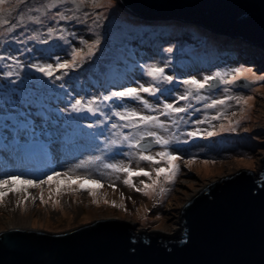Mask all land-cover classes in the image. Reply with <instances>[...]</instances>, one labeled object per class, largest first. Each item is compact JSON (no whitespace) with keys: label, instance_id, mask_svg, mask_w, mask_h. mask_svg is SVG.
Instances as JSON below:
<instances>
[{"label":"rangeland","instance_id":"1","mask_svg":"<svg viewBox=\"0 0 264 264\" xmlns=\"http://www.w3.org/2000/svg\"><path fill=\"white\" fill-rule=\"evenodd\" d=\"M10 2L11 14L7 6L3 7V14L15 23L19 18L17 13L23 10L26 27L18 26L12 33L0 28V53L3 52L5 57L0 63V92L4 91L0 94V163L6 162L11 170L6 175H18L22 168H31L36 173L50 172L49 175H52L54 172L68 171L81 161H91L87 168L76 169V172L79 175H91L103 185H83L86 189H95L93 196L87 191H77L76 181L54 180L51 192L48 184L42 185L44 202L40 200L41 189L29 188L28 191L34 189L38 193L32 213L26 212L27 200L23 196L21 206L23 214L31 216L33 229L59 234L95 221L119 220L129 223L137 234L158 232L172 237L180 233L182 228L180 214L183 206L206 184L241 170L252 171L255 176L262 173L264 81L253 82L252 77H249L247 80L241 78L237 82L238 86L220 82L216 89L207 86L200 94L208 96L209 101L227 95L252 99L246 105H238L230 100L226 108L218 106L217 109H204L205 102L196 104L192 101L193 107L200 111L189 109L188 113H181L184 120L169 127L167 131L152 129L172 142L166 149L153 144L146 154L155 155L167 150L180 159L175 162L179 172L172 182L166 181L162 174L155 187L149 189H145L144 185H151L156 179L153 169L167 168L166 162L152 164L140 161L136 149L128 148L126 143H121L119 136L112 135L114 130L110 129L111 123H123L115 116L102 127L89 128V124L99 123L104 117L99 113L92 115L87 111L76 112L72 109L77 99H83L85 104L90 99H96V106L106 113L134 108L137 111L143 110L144 114H156L148 113L142 105L128 98L123 101H101L111 92L126 87H138L140 84L147 87L151 77L144 72L150 66L162 67L165 75L174 77L172 85L163 87H174L175 93L161 97L164 102L174 104L177 96L186 90V86L180 83L184 79L202 81L217 72H230L237 68L251 69L253 76L264 75V48L259 44L209 30L191 21L134 16L123 10L117 0H99L101 6L95 8L89 2L88 6L75 13L66 11L74 7L70 3L62 8H53L47 17H41L42 25L30 22L28 17L39 13L29 12L28 8L40 7L41 2L47 3L48 0H29L27 5L19 4L18 0ZM62 10L67 16L75 15L78 19L57 22L53 17ZM85 13L88 15L85 16ZM49 27L57 29L51 37L47 36ZM60 29L65 30L69 44L57 39ZM71 34H75V39ZM33 35H38L39 40L47 39L48 42L28 39ZM81 39L87 41L88 46L99 40V44L93 48L94 54H88V47L80 44ZM72 48L82 49L83 52L77 58L75 68L92 69L86 74L87 81L82 85L72 86V80H67L73 77V69L56 70L49 77L32 67L52 64L55 68L57 57L60 62L71 61ZM168 48H172V52H168ZM65 71L68 75H64ZM8 72L12 75H6ZM57 76L63 79L57 80ZM61 84L64 87L59 89ZM225 87L230 91L225 93ZM141 95L150 103L162 107L155 97L147 93ZM187 103L179 101L177 106H185ZM246 109H250L252 117L240 119L247 114ZM218 111L224 113L219 119L210 123H196L198 119H204L205 116L210 118ZM160 119L170 123L176 117L161 116ZM230 124L235 126L236 131H221V125L228 128ZM104 128L108 131L98 135ZM122 131L125 134L131 132L127 128ZM193 131L198 132V135L189 137L187 133ZM207 131H215L217 135L206 137ZM47 139L51 140L49 146L54 149L55 161L48 160L43 153V146L38 145L34 149L28 147L35 141L39 143ZM113 140L117 143L112 144ZM177 140L180 142L177 143ZM97 156L106 163H116L133 170L143 168L151 174L152 179L143 175L134 176L133 186L125 185L123 180L127 174L104 169L101 161L95 159ZM189 160L192 162L186 164L185 161ZM204 163L209 166L208 169L203 168ZM1 169L2 165L0 172H3ZM19 176L37 182L41 180ZM57 184L61 188L60 194H57ZM65 188L68 190L64 191ZM138 188L141 191H137ZM70 200L74 206L69 203ZM6 203L7 199L0 202V232L9 229L7 223L12 217L2 210V205Z\"/></svg>","mask_w":264,"mask_h":264},{"label":"water","instance_id":"2","mask_svg":"<svg viewBox=\"0 0 264 264\" xmlns=\"http://www.w3.org/2000/svg\"><path fill=\"white\" fill-rule=\"evenodd\" d=\"M117 2L134 16L191 21L264 48V0ZM180 224L172 237L137 234L119 220L59 234L8 229L0 232V264H264V166L258 176L241 170L206 184L183 206Z\"/></svg>","mask_w":264,"mask_h":264},{"label":"snow or ice","instance_id":"3","mask_svg":"<svg viewBox=\"0 0 264 264\" xmlns=\"http://www.w3.org/2000/svg\"><path fill=\"white\" fill-rule=\"evenodd\" d=\"M91 2L92 7H100L99 0H48L47 3L41 2L40 7H29V12H36L39 15L30 16L28 19L31 23L36 25H42L43 20L41 17H47L53 8H62L66 4H72L74 7L67 8L66 11L75 13L79 11L81 8L86 7ZM19 4L27 5L29 0H18ZM7 6L9 9V15L12 11V6L10 0H0V28H5L8 33H12L16 30L18 26L26 27L25 24V14L23 10H20L17 15L18 19L15 23H12L10 19H8L2 12L3 7ZM43 9V11L41 10ZM88 14L85 13V16ZM54 19H57V22L60 20H69V19H78L77 16H67L65 11H58L55 13ZM57 29L54 27H49L47 31V36L51 37L56 33ZM60 35L57 39L64 42V44H69L68 35L65 34L64 29H60ZM22 35V33H21ZM73 39H75V34H71ZM16 39V37H12ZM28 39L39 40L38 35H33L28 37ZM40 43H47L48 40H39ZM80 44L88 47V54L92 55L93 48L99 44V40H97L92 46H88L87 41L81 39ZM168 52H172V48L167 49ZM83 55L82 49L78 50L76 48H72L71 50V61L60 62V58L57 57V63L55 68L52 64H46L44 66L32 65L37 72L43 73L45 76L51 77L53 72L60 69H74L77 66V58ZM5 59L4 56H0V61ZM143 67V66H141ZM145 75L151 77V83L146 87L144 84H140L138 87H126L124 90L111 92L109 95L103 97L101 103L107 101H123L125 98L129 100L136 101L140 105L143 106L144 110H147L148 113H156V114H144L143 110L137 111L134 108H125L123 111H110L103 112L101 108L97 107L96 99H90L87 103H83V99L75 100V103L72 105L73 111L81 112L87 111L92 115H97L98 113L104 117L102 121L99 123H91L88 125L89 128L93 127H102L104 124H107V121L110 120L113 116H115L119 121L123 123L113 122L110 125V129L114 130L112 135L119 136L121 138V143H126L128 148L136 149V155L140 161H148L152 164H157L160 161H165L168 165L167 168H155L153 171L155 172L156 179L152 181V184H145L144 188H154L156 183H158L159 178L163 174L164 179L168 182H172L179 172V166L175 163L180 157L173 155L167 150H163L157 152L155 155L146 154L150 147L155 145H160L162 148H167V146L172 142L170 139L164 138L157 131L152 129H161L167 131L169 127L173 125H177L179 121L184 120L183 116H180L181 113H188L189 109H193V111H200L199 108H194L192 101H195L196 104H200L201 102H205L203 104L204 109H217L218 106L225 107L227 106V102L230 100H234L236 104H247L248 100H251L252 97H248L245 99L242 96H232L227 95L222 99H211L209 101V97L206 95H201V90L205 89L206 86L209 88L212 85L209 83L210 81H219L224 85H233L238 86L237 82L243 78L247 80L249 77H252L253 82L255 81H264V75L253 76L251 69H241L237 68L230 72L220 73L217 72L214 76L205 77L202 81L197 80L195 78L192 79H184L180 83L186 86V90L184 93L180 94L176 98V103H167L161 100V97L171 96L175 93L174 87H163V85H172L174 81V77L170 75H165L164 68L157 66L148 67L145 72ZM6 75L11 76L12 73L8 72ZM64 75H68L67 71L64 72ZM57 80L61 79L60 76L56 77ZM60 87H64V85H60ZM225 93L229 92L230 89L225 87L223 89ZM141 93H147L149 96L155 97L162 107L157 104L150 103L147 99H144ZM179 101L188 102L185 106H177ZM121 107L123 105H120ZM223 112L218 111L216 115L205 116L204 119H198L196 123L204 124L210 123L212 120L219 119ZM234 115V114H233ZM163 116L165 118L176 117V119H171L170 123H166L162 121L160 117ZM239 123V122H237ZM130 129L131 132L129 134H125L123 129ZM105 131H108L107 128H104L98 135H103ZM221 131H236L235 126L229 125L228 128H225L221 125ZM187 135L189 137H195L198 135V132H188ZM217 135L215 131H207L206 137H212ZM151 138V139H149ZM180 141L177 140V143ZM187 143V141H183ZM112 144H116L117 142L113 140ZM128 155H132L129 153ZM159 158V160L157 159ZM97 161H101L102 167L104 169H110L114 173H126L127 178L123 180V183L128 186H133L132 177L134 176H146L149 179H152L151 174L145 171L143 168H139L137 170H133L130 167L118 165L116 163H106L103 162L101 157H95ZM192 161H185L186 164H190ZM91 161H81L75 165L74 168L69 169L64 172H54L52 175H49L47 179H41L38 182L32 179H22L19 175H5L4 178H0V202L5 201L9 194L14 195H22L25 200L31 198L35 201L36 197H29L28 189L29 188H37L41 189L40 192V200L44 202V195L42 185L48 184L49 191L51 192V184L55 181H76L77 182V191H87L93 196H95V189L92 188H84V184H92L97 185L98 187H102L101 181L99 179L93 178L91 175H79L76 172V169H84L87 168ZM103 175V174H102ZM16 185H23L24 187L18 188ZM113 186V185H110ZM114 187V186H113ZM68 189L65 188L64 191ZM137 191H141V189H136ZM163 191V190H162ZM61 188L59 184H57V194H60ZM147 195V192H145ZM95 203V200L93 201ZM115 207V204H113Z\"/></svg>","mask_w":264,"mask_h":264},{"label":"bare ground","instance_id":"4","mask_svg":"<svg viewBox=\"0 0 264 264\" xmlns=\"http://www.w3.org/2000/svg\"><path fill=\"white\" fill-rule=\"evenodd\" d=\"M211 57L213 58V56H211ZM246 112H247V114L244 115L243 117H241L240 119H249L252 117L250 109H246ZM38 145H40V143L35 141L28 147L30 149H34ZM208 167L209 166L206 163L203 164V168L208 169ZM16 187L22 188L24 186L20 187V186L16 185ZM34 189H36V188H34ZM34 189H33V191H28L29 197H32V196L37 197L38 193L36 194V190L34 191ZM21 202H22V195L10 194L7 198V203L2 205V210L6 211L8 214L12 215L11 219L7 223L9 226L8 227L9 229H12V228L33 229L31 216L23 214ZM69 203L72 206H74V203L72 202V200H70ZM33 204H34V201L31 198L27 199V210H26V212L32 213Z\"/></svg>","mask_w":264,"mask_h":264},{"label":"clouds","instance_id":"5","mask_svg":"<svg viewBox=\"0 0 264 264\" xmlns=\"http://www.w3.org/2000/svg\"><path fill=\"white\" fill-rule=\"evenodd\" d=\"M50 142H51L50 139L39 141L40 145L43 146L44 155L48 157V160L55 161L54 159H55L56 155H55L54 149L51 148V146H49V144H51ZM52 146L54 147L53 144H52ZM37 153H35V154H37ZM35 154H30V155L32 156ZM58 160L56 159V161H58ZM1 163H0V167L2 165L1 170H4V171L0 172V178H4V176L6 174L11 173V170L7 167L6 162L1 161ZM49 174H50V172H48V173H36L35 171H32L31 168L28 170L22 168V169H20V173L18 175H22L23 177L29 176V177H33L35 179H42L43 177L48 176Z\"/></svg>","mask_w":264,"mask_h":264},{"label":"trees","instance_id":"6","mask_svg":"<svg viewBox=\"0 0 264 264\" xmlns=\"http://www.w3.org/2000/svg\"><path fill=\"white\" fill-rule=\"evenodd\" d=\"M4 54H3V52H2V54L0 53V56H3ZM5 60V59H4ZM0 63H1V61H0ZM92 71V69L90 68V67H80V68H78V69H76V68H74L73 70H72V76L73 77H70V78H68L67 80H72V86H74L75 84H80V85H82V83L84 84V83H86V81H87V75L86 74H88L89 72H91ZM96 77V76H95ZM95 77H93V78H95ZM63 78L61 77V80H62ZM96 79V78H95ZM62 84H64V83H62ZM61 84V85H62ZM50 85L52 86V84L50 83ZM59 89H61V87H59ZM90 92L92 91L93 92V90L92 89H90L89 90ZM3 93H4V91H3ZM3 93H1L0 92V94H3Z\"/></svg>","mask_w":264,"mask_h":264}]
</instances>
